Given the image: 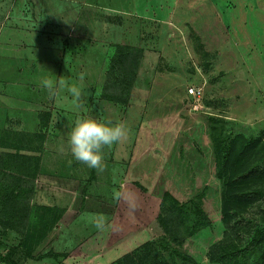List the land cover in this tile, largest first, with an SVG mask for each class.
<instances>
[{
    "label": "rangeland",
    "instance_id": "374dc122",
    "mask_svg": "<svg viewBox=\"0 0 264 264\" xmlns=\"http://www.w3.org/2000/svg\"><path fill=\"white\" fill-rule=\"evenodd\" d=\"M118 45L139 50L131 86ZM45 78L87 95L74 108ZM3 88L19 103L0 128V252L16 264H264V0H0ZM83 117L128 129L103 171L71 155ZM44 132L73 164L66 212L30 203Z\"/></svg>",
    "mask_w": 264,
    "mask_h": 264
},
{
    "label": "clouds",
    "instance_id": "9594fccd",
    "mask_svg": "<svg viewBox=\"0 0 264 264\" xmlns=\"http://www.w3.org/2000/svg\"><path fill=\"white\" fill-rule=\"evenodd\" d=\"M79 79L83 81V73L80 74ZM41 85L47 90L50 97L55 96L58 89H66L72 97L74 108H78L82 97L87 95L83 84H69L64 78L59 80L45 78L41 80ZM127 134L128 129L123 122L113 124L92 117H83L77 119L71 128L69 149L76 161L87 165L89 168L103 171L106 167L103 149L105 147L110 148L114 143L126 138ZM127 202L132 209H135L136 205L131 197L128 198ZM106 219L104 216H99L95 226L103 229Z\"/></svg>",
    "mask_w": 264,
    "mask_h": 264
},
{
    "label": "crops",
    "instance_id": "0c3cea01",
    "mask_svg": "<svg viewBox=\"0 0 264 264\" xmlns=\"http://www.w3.org/2000/svg\"><path fill=\"white\" fill-rule=\"evenodd\" d=\"M45 51V46H43L42 52ZM8 90L12 91L9 88H3V90H1L3 92H0V128L6 127V125L9 123L6 119L7 117L5 116L6 107L14 106L15 103L18 102L12 98L10 94L5 93L9 92ZM51 143V135H49L47 132H44L45 147L41 152L42 156L40 162L34 168H32L33 174L30 175V179L32 180L33 184L30 203L32 205L45 204L50 206H59L64 209V212H66L70 207L69 202H73L75 199L72 196V186L75 185L76 179L73 175H71L72 173L70 172L72 171L70 169L72 168L73 164L63 162L62 160H60L59 163H53L51 152H49L50 150H47L49 144ZM49 149L52 148L50 147ZM63 171H66V173H62ZM115 224L109 227L111 231L116 233L119 226L117 227ZM53 233V228L50 231L45 232V240H49L51 234Z\"/></svg>",
    "mask_w": 264,
    "mask_h": 264
},
{
    "label": "trees",
    "instance_id": "16d2710c",
    "mask_svg": "<svg viewBox=\"0 0 264 264\" xmlns=\"http://www.w3.org/2000/svg\"><path fill=\"white\" fill-rule=\"evenodd\" d=\"M118 47L120 48V53L121 54H124L125 56H128V59L125 60L124 58H122V60H125L124 61V64L127 61L126 62L127 64L125 66V69L130 74V78L127 80L126 83L128 84L127 86H131L132 81H133V78H134V75H135V69H136L137 61H138L137 57L134 54H136V51H139V50H138L137 47H129V46H123L122 47L120 45H118ZM130 56H132L133 58L131 59ZM111 99L116 100V101H120L122 103L127 102V99L117 100V96L115 94H113L111 96ZM230 142H231V144H234V141L232 139H231ZM228 155H229V153L227 151V153L224 154V156L227 158ZM1 169H3V168H1ZM260 171H261V168L260 167H256V168H254L252 170H249L247 173H253V174H255V173H258ZM30 185H31L30 191L32 193V186H33L32 180H31V184ZM261 194H262V191L259 190V189H256V188L255 189H251V190H244V191H241V192L238 193V195H240V196H252V197L253 196H257V195L258 196H261ZM235 251L236 252H240V250H238V249H236ZM180 257L183 258V259H190L185 254H180ZM0 261L1 262H4L6 264H16L15 260L12 257H9L8 254L2 253V252H0Z\"/></svg>",
    "mask_w": 264,
    "mask_h": 264
},
{
    "label": "built area",
    "instance_id": "2783aa9c",
    "mask_svg": "<svg viewBox=\"0 0 264 264\" xmlns=\"http://www.w3.org/2000/svg\"><path fill=\"white\" fill-rule=\"evenodd\" d=\"M187 91H188V93H190V94H194V93H195L194 88L191 87V86H189V87L187 88Z\"/></svg>",
    "mask_w": 264,
    "mask_h": 264
}]
</instances>
